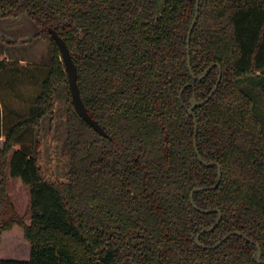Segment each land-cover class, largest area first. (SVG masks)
<instances>
[{"label":"trees","instance_id":"1","mask_svg":"<svg viewBox=\"0 0 264 264\" xmlns=\"http://www.w3.org/2000/svg\"><path fill=\"white\" fill-rule=\"evenodd\" d=\"M196 12L197 0H0V20H27L49 47L33 62L0 44V243L20 227L31 251L0 264H258V247L264 262V0H200L192 75ZM50 28L111 139L76 113ZM195 140L221 166L217 188ZM45 151L64 182L43 178ZM10 179L29 187L25 217Z\"/></svg>","mask_w":264,"mask_h":264},{"label":"rangeland","instance_id":"2","mask_svg":"<svg viewBox=\"0 0 264 264\" xmlns=\"http://www.w3.org/2000/svg\"><path fill=\"white\" fill-rule=\"evenodd\" d=\"M33 30L27 20H0V44L7 52L8 57L16 60L47 62L49 60V47L46 42L37 41L33 37ZM33 39V40H32ZM260 101V99H259ZM263 104V102H260ZM3 143H0L2 148ZM52 153L47 151L40 156V167L43 178L47 181L64 182L66 177L62 176L58 161L50 162ZM10 197L21 217H25L29 207V187L23 185L19 180L10 179L8 182ZM29 224L27 216L25 219ZM30 245L24 239L20 227H14L10 232H4L0 243V260L28 261L30 259Z\"/></svg>","mask_w":264,"mask_h":264},{"label":"water","instance_id":"3","mask_svg":"<svg viewBox=\"0 0 264 264\" xmlns=\"http://www.w3.org/2000/svg\"><path fill=\"white\" fill-rule=\"evenodd\" d=\"M199 5H200V0H197V12H196V16H195V19L192 23V26L190 28V32H189V35H188V66H189V70L191 72V74L193 75L192 73V69H191V64H190V43H191V37H192V33H193V30L197 24V21H198V17H199ZM49 33L50 35L52 36L53 40L55 41V43L57 44L59 50H60V53H61V57H62V60H63V63H64V66H65V70H66V73H67V77H68V81H69V88H70V92H71V96H72V103H73V106H74V109L76 111V113L79 115V117L85 121L92 129H94L100 136L102 137H105V138H108V139H111L110 136L105 132V130L101 127V125L95 121L88 113L87 111V108L82 100V97H81V93H80V89H79V86H78V73H77V67L74 63V60H73V57H72V54L69 50V47L68 45L66 44V42L59 36V34L53 30V29H49ZM209 72V70L207 71V73ZM206 73V74H207ZM205 76V75H204ZM204 77L198 79V80H202ZM221 80V72H220V77H219V81H218V84ZM218 84L215 88V90L212 92L211 95H209V97L206 99L205 102L203 103H198L197 101L193 100L192 101V108L189 110V114L193 115V110L197 107V106H202L204 105L206 102H208L211 97L213 96V94L215 93L217 87H218ZM196 131H197V125H196ZM196 131H195V134H196ZM196 136V135H195ZM195 143V147H196V140L194 141ZM196 151H197V147H196ZM197 154H198V157H199V160L201 161V163L207 167H213V166H217L218 168V171H219V180L215 186V188L218 187L219 183H220V180H221V177H222V170H221V166L219 164H216V163H210V164H207L205 163L201 157L199 156V153L197 151ZM198 190H195L192 194H191V202L194 204V201H193V196H194V193L197 192ZM195 205V204H194ZM196 207V206H195ZM197 209V208H196ZM203 213H210V212H216V211H201ZM221 220V214H220V217H219V220L217 221V223L214 225V227H212L209 231H212L220 222ZM232 234L228 235V237H230ZM233 235H239V233H233ZM197 243L200 245L199 243V238H197ZM220 244V243H219ZM201 246V245H200ZM258 255L255 257V260L258 264H263L264 262L261 261V257H262V253H261V250L260 248L258 247Z\"/></svg>","mask_w":264,"mask_h":264},{"label":"crops","instance_id":"4","mask_svg":"<svg viewBox=\"0 0 264 264\" xmlns=\"http://www.w3.org/2000/svg\"><path fill=\"white\" fill-rule=\"evenodd\" d=\"M0 143H2V141L0 142ZM3 147V146H2ZM0 149H2V148H0ZM18 181V180H17ZM20 181V180H19ZM21 182V181H20ZM23 231V230H22ZM6 233V232H5Z\"/></svg>","mask_w":264,"mask_h":264}]
</instances>
